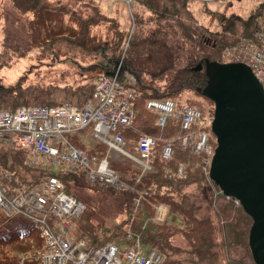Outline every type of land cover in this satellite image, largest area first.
<instances>
[{"label":"trees","instance_id":"16d2710c","mask_svg":"<svg viewBox=\"0 0 264 264\" xmlns=\"http://www.w3.org/2000/svg\"><path fill=\"white\" fill-rule=\"evenodd\" d=\"M217 1L220 0L131 1L130 24L134 32L126 50L123 69L133 76V82L140 88L136 89L139 92L137 117L142 116L139 129L158 138V151L165 141L172 140L174 154L171 159L165 160L158 153L152 170L142 177L141 167L133 160L122 156L123 160L114 162L111 167L116 172L130 175V180L120 177L133 190L93 185L84 173L57 168L53 174L65 184L66 192L88 204L86 213L74 221L73 234L77 239L88 235L92 244H102L124 237L129 227L134 231L131 243L139 240L146 248L157 250L164 258L161 264H256L249 245L253 220L233 198L220 193L219 187L209 179V156L181 147L183 131L179 120H169L161 130L156 123L153 125L154 118L148 115L146 108V101L150 98L172 99L180 107L184 104L175 98L187 92L209 101L198 92V88L207 82L205 72L195 68L207 60L220 62L224 48L244 36H251L264 17V0L253 2L246 15L215 9L211 3ZM195 5L203 7L200 17ZM8 11L9 17L20 25L16 27L18 32L23 33L24 28L47 31L51 51L55 52L56 45L60 44L85 58L98 55L105 58L106 61L99 66L100 74L114 70L123 55L117 40L119 38L124 45L130 36L129 29L116 30L118 35L113 38V45L111 40L107 42L102 37L105 22H110L111 26L113 21L119 23V20L117 16L109 15L95 0H10L5 14ZM18 13L27 16L26 23L18 21L19 18L15 17ZM19 48L24 47L20 45ZM5 50H8L7 46ZM4 55L5 52L1 56ZM91 67L95 65L88 68ZM142 75L150 76L152 80L168 77L169 84L166 90L160 91L148 86ZM98 76L93 80L87 78L81 86L73 89L53 85L46 90L43 87L26 89L17 85L18 89L0 83V109L14 111L20 105L33 103L39 104L33 106H53L73 102L84 106L93 97ZM120 81L134 89L121 76ZM209 102L212 104L209 116L198 105L185 104L202 110L204 121L209 122L207 131L215 149L216 138L211 131L215 105L211 100ZM134 127L122 130L126 139L130 132L137 131ZM92 130L90 127L68 138L71 144L92 155L105 156L107 146L93 137ZM193 130L200 129L193 127ZM25 157L24 152L14 150L10 144L0 147V165L10 170L22 185H35L44 173L26 167ZM88 185L109 191L111 195L122 194L124 203L128 204L130 219L124 224L107 226L106 221H102V211L91 207L84 194ZM210 192L214 198L212 203ZM140 196L141 208L134 214V200ZM204 202L212 204V210L203 213ZM159 204L168 208L163 222L154 221ZM0 225V264H19L18 252H30L40 247L39 232L28 219L21 216L2 218ZM236 254L247 255L249 259Z\"/></svg>","mask_w":264,"mask_h":264},{"label":"built area","instance_id":"2783aa9c","mask_svg":"<svg viewBox=\"0 0 264 264\" xmlns=\"http://www.w3.org/2000/svg\"><path fill=\"white\" fill-rule=\"evenodd\" d=\"M223 58L226 62L247 64L264 90V17L251 37L225 48ZM138 98L139 93L124 86L116 73L99 77L93 99L84 108L63 104L0 110V147L10 144L16 150H24L28 165L44 173L38 184L22 185L0 165V220L24 217L38 230L41 239L39 248L23 252L19 264L33 260L34 264L162 263L160 253L145 250L139 243L121 248L114 243L92 245L86 238L76 239L71 234L73 222L82 216L85 205L69 195L65 184L53 174L62 167L69 172L86 174L91 184L129 188L111 168L108 154L100 158L71 144L68 136L91 124L94 125L93 137L107 145L109 152L131 158L142 167V174L150 171L157 155V138L141 135L135 152L131 153L122 133L136 122ZM146 107L158 114L157 124L162 130L170 119L180 120L185 132L184 148L213 154L208 133L201 131L195 136L192 131L202 122L199 108L189 105L178 108L172 100L157 99L148 100ZM173 153L172 142H165L162 158L169 160ZM164 210L162 206L158 208L159 220L164 218Z\"/></svg>","mask_w":264,"mask_h":264},{"label":"rangeland","instance_id":"374dc122","mask_svg":"<svg viewBox=\"0 0 264 264\" xmlns=\"http://www.w3.org/2000/svg\"><path fill=\"white\" fill-rule=\"evenodd\" d=\"M95 1L98 4L102 5V8L109 15L117 16L119 20V23H116L113 21L111 23L112 24L111 26H110V22H105L104 24L105 28L103 30L102 37H105L107 42H109L108 40H111L110 44L113 45L112 40L115 36L118 35V33H116V30L118 29L120 30L129 29L130 30V36L128 38V41L125 42L124 45H122L123 42H119V38L117 40V46L119 45V47H121L120 51L123 52V55L121 56V59H119L118 62H116V67L114 68V70H112V72L100 74L102 72L100 71L99 66L101 63H104L106 61V59L100 55L96 56L95 58H91V57L85 58L83 56H79V52L75 51L74 53H72L66 48L62 47L60 44L56 45L55 52L53 50L52 51L49 50V47L51 46V44L46 38V35L48 32L45 31L44 29H39L38 31H36V29L27 30L26 28H24L25 30L23 33L18 32L16 27H20V25L16 23L15 19H13L12 17H9V14H10L9 11L7 12V14H5V11L7 10L10 4V0H0V83L3 84L5 87L16 86L18 89L19 87L17 85H21V87H24L26 89L35 88V87H38V88L43 87L46 90V89H49L48 88L49 85L73 89V88H77L81 86L86 81L87 78L93 80L100 74L97 78L98 80L99 77L102 75L114 76L117 73L119 81H120V76H121L125 78V80L132 87H134L135 90L136 89L139 90L140 88L132 80L133 76L130 75L128 71L123 69V62H124V59L127 57L126 50L131 42L130 38L132 37V34L134 32V27L132 26V24H130L131 18H130L129 6L131 2L127 3L128 0H95ZM255 1L256 0H220L217 2H212L211 6L215 9L216 8L227 9L228 13L234 12L237 14L246 15L249 12L253 2ZM195 7H196L195 8L196 11H198L197 15L199 16V13H202L203 7L199 5H195ZM15 13L17 12L15 11ZM5 17H6V20H5ZM15 17L19 18L18 21L21 23H26L27 21L26 15L19 14ZM202 17H203V14H202ZM211 28L213 27L211 26ZM240 32L241 31H239L238 33ZM20 45H23L24 48L20 49L19 48ZM5 46L8 47V50H5ZM122 47H123V51H122ZM45 48H47V50H45ZM4 52H5V55L2 57L1 55ZM30 55L32 56L30 57ZM91 65H95V67L88 68ZM142 79L148 86H153L154 88H158L160 91H164L166 90L169 84L170 78L166 77L165 79H161V80L159 79L152 80L150 76L142 75ZM97 80H96V83H97ZM128 88L133 89L130 87ZM175 100H179L183 104L188 102L191 104L198 105L205 111L207 116L210 115L209 110L211 109L212 104L211 102H209L210 100L208 101L207 99L201 96L187 92L180 97H176ZM72 103L66 102L64 104H72ZM24 105H27V104H24ZM31 105H39V104L33 103L28 106H31ZM59 105H63V104H59ZM59 105H53V106H59ZM73 105H76V104H73ZM76 106L78 107V105ZM142 106L143 108H145L144 101H143ZM3 109L4 108L0 110H3ZM149 112H147L148 115L154 118L152 121L153 125L155 123L157 124L156 116L158 115L155 112H151V113ZM141 117H142L141 115H138L136 122L134 124L135 126L134 128H137V131H134V133L132 131L127 136V140L129 141L130 145H132L134 141H136L141 135L150 134L144 131H140L139 127L142 124ZM211 146L213 147L212 143H211ZM181 147L184 148L182 146V137H181ZM184 149H191V148H184ZM130 150H132L131 146H130ZM193 152L202 153L203 151L196 152L195 150H193ZM121 160H123V158L121 155H118V152H113L109 157L111 166H113L114 162H118ZM22 175H25V174H22ZM22 175H21V178L23 177ZM119 176H121L122 178L126 180H130L129 174L124 176L122 173H119ZM209 179L211 180L210 176H209ZM38 181L36 180V182ZM93 185H97V184H93ZM190 188H188L187 190H191ZM109 193H110L109 191H105L104 189H101L98 187H92L90 185H88V187L84 189V194L86 195L87 199L90 201L89 202L91 204L90 206L95 207L97 210L102 211L101 212L103 214L102 221L103 222L106 221L107 226L126 223L127 222L126 220L130 219L128 204L124 203L122 194L118 193V194L111 195ZM220 193H221V190H220ZM195 195H197L196 191H195ZM213 199L214 198L212 196V193L210 192L209 200L211 201V203ZM235 203L237 205H240V202L239 203L235 202ZM83 204L85 205V210L82 216L86 213L88 209V204L85 201L83 202ZM135 204L136 205L134 206V214L137 211H139L141 208L140 206L141 203L137 205L135 201ZM160 206H162L165 209L164 210L165 217L168 213L167 206H165L164 204L157 205L156 214L154 217L155 222H163L162 221L163 219L162 220L158 219L159 218L158 208ZM210 210H212V204H208L207 202H204L202 212L204 213ZM74 228H75V225L73 226L71 230V234L76 238V236L73 234ZM127 228L128 229L125 232L124 237H121V238L116 237L117 239H113L111 241H107V242H104L102 244H97V245H103L109 242L117 243L122 246L131 245L132 244L131 241L133 239H130V238H133L134 231L133 229L129 227ZM81 238H86L88 241H90V243H92V240L90 236L88 235H83V237ZM81 238H78V239H81ZM18 254H19V263H20L21 262L20 256L23 255V252L22 253L18 252ZM236 256L244 257L247 255H237L236 254ZM32 262L35 263L33 260L29 264H32Z\"/></svg>","mask_w":264,"mask_h":264},{"label":"water","instance_id":"95a60500","mask_svg":"<svg viewBox=\"0 0 264 264\" xmlns=\"http://www.w3.org/2000/svg\"><path fill=\"white\" fill-rule=\"evenodd\" d=\"M195 69L207 77L198 92L215 105L211 129L217 146L209 176L252 218L250 250L254 262L264 264V90L242 63L207 60Z\"/></svg>","mask_w":264,"mask_h":264},{"label":"bare ground","instance_id":"6f19581e","mask_svg":"<svg viewBox=\"0 0 264 264\" xmlns=\"http://www.w3.org/2000/svg\"><path fill=\"white\" fill-rule=\"evenodd\" d=\"M172 100V99H171ZM172 101H174V100H172ZM89 103V102H88ZM88 103L86 104V105H84V106H78V107H82V108H84V107H86L87 105H88ZM174 103L176 104V102L174 101ZM70 105H73V104H70ZM184 105H187V104H184ZM73 106H76V105H73ZM176 106H177V104H176ZM183 106V105H182ZM178 108H180L179 106H177ZM168 124V123H167ZM167 126V125H166ZM165 126V127H166ZM90 127H92V129L94 130V125L93 124H91V125H89V126H87L85 129H87V128H90ZM92 130V131H93ZM12 147V146H11ZM19 151H22V152H24L25 154H26V157L24 158V162H25V164H26V167H28V168H30L31 169V167L28 165V163H27V153L24 151V150H19ZM2 169L3 170H6V171H8L16 180H18L19 181V179L18 178H16L14 175H13V173L10 171V170H8V169H5V168H3L2 167ZM19 183L21 184V182L19 181ZM39 183V182H38ZM37 183V184H38ZM26 185H30V184H26ZM36 185V184H35ZM31 186H34V185H31Z\"/></svg>","mask_w":264,"mask_h":264}]
</instances>
